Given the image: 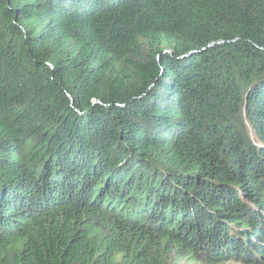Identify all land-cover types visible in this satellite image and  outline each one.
<instances>
[{
    "label": "trees",
    "instance_id": "trees-1",
    "mask_svg": "<svg viewBox=\"0 0 264 264\" xmlns=\"http://www.w3.org/2000/svg\"><path fill=\"white\" fill-rule=\"evenodd\" d=\"M264 264V0H0V264Z\"/></svg>",
    "mask_w": 264,
    "mask_h": 264
},
{
    "label": "rangeland",
    "instance_id": "rangeland-1",
    "mask_svg": "<svg viewBox=\"0 0 264 264\" xmlns=\"http://www.w3.org/2000/svg\"><path fill=\"white\" fill-rule=\"evenodd\" d=\"M179 264H204V263H198V262H191V261H181ZM223 264H249L244 262H238V261H231V262H225Z\"/></svg>",
    "mask_w": 264,
    "mask_h": 264
}]
</instances>
